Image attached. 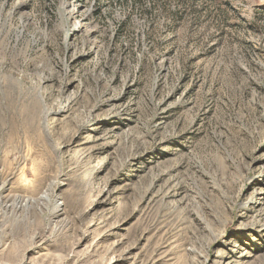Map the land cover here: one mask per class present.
I'll return each instance as SVG.
<instances>
[{
    "label": "rangeland",
    "instance_id": "1",
    "mask_svg": "<svg viewBox=\"0 0 264 264\" xmlns=\"http://www.w3.org/2000/svg\"><path fill=\"white\" fill-rule=\"evenodd\" d=\"M0 264H264V0H0Z\"/></svg>",
    "mask_w": 264,
    "mask_h": 264
},
{
    "label": "bare ground",
    "instance_id": "2",
    "mask_svg": "<svg viewBox=\"0 0 264 264\" xmlns=\"http://www.w3.org/2000/svg\"><path fill=\"white\" fill-rule=\"evenodd\" d=\"M19 117L14 119V121L13 120H11V121H3L1 123V127H3L2 129H4V127L9 124V135H10L9 137L16 136V134H18V131L19 132L23 131L25 129L26 125L28 124L29 120H27V119H25L23 117H20V118Z\"/></svg>",
    "mask_w": 264,
    "mask_h": 264
}]
</instances>
